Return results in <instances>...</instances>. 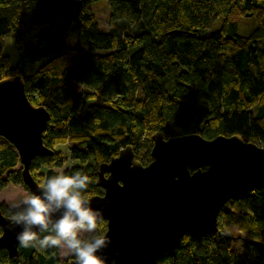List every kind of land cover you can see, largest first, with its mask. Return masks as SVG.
<instances>
[{"label": "trees", "instance_id": "obj_1", "mask_svg": "<svg viewBox=\"0 0 264 264\" xmlns=\"http://www.w3.org/2000/svg\"><path fill=\"white\" fill-rule=\"evenodd\" d=\"M95 1L0 0V79L21 75L31 102L51 115L43 139L54 153L31 163L40 184L80 172L91 181L84 198L103 194L96 184L100 164L128 146L149 163L158 132H196L207 139L238 134L264 147V0H109L108 31L100 28ZM220 17L222 27L202 36ZM253 22L249 34L238 33L240 24ZM10 33L19 49L15 66L2 51ZM66 144L73 165L59 172L69 157L58 146ZM11 185L29 191L19 154L5 139L0 198ZM8 202L0 199V208L11 216ZM229 202L239 213L222 209L225 227L264 235L263 187ZM225 227L186 234L156 264H264L262 242L250 241L243 254ZM106 230L103 219L97 231ZM66 254L34 244L19 246L13 259L1 250L0 262L67 264Z\"/></svg>", "mask_w": 264, "mask_h": 264}, {"label": "water", "instance_id": "obj_2", "mask_svg": "<svg viewBox=\"0 0 264 264\" xmlns=\"http://www.w3.org/2000/svg\"><path fill=\"white\" fill-rule=\"evenodd\" d=\"M50 118L44 105L31 102L21 75L0 79V136L16 148L31 194L40 195L43 187L32 175L33 159L54 153L43 139ZM151 156L143 164L131 146L122 148L97 170L103 194L85 197L107 220L103 235L111 244L98 253L107 264H156L186 234L217 233L220 212L236 194L264 188V147L238 134L207 139L196 132H158ZM9 220L0 208V251L15 258L21 228L9 230Z\"/></svg>", "mask_w": 264, "mask_h": 264}, {"label": "clouds", "instance_id": "obj_3", "mask_svg": "<svg viewBox=\"0 0 264 264\" xmlns=\"http://www.w3.org/2000/svg\"><path fill=\"white\" fill-rule=\"evenodd\" d=\"M90 182L80 172L57 174L45 181L40 195L31 194L13 204L9 230L21 228L16 233L19 246L61 248L75 257V264H107V258L98 255L111 244L97 231L103 210L93 209L83 195Z\"/></svg>", "mask_w": 264, "mask_h": 264}, {"label": "rangeland", "instance_id": "obj_4", "mask_svg": "<svg viewBox=\"0 0 264 264\" xmlns=\"http://www.w3.org/2000/svg\"><path fill=\"white\" fill-rule=\"evenodd\" d=\"M92 9L96 13L99 23H100V28L103 31H108V19L111 14V6H110V1L109 0H97L92 4ZM223 24V19L222 17L218 18L212 27H210L208 30L202 32V36H207L209 33L214 32L216 30H219L222 27ZM255 27V23H242L239 25V29L237 30L238 33L240 34H249L252 29ZM67 44L72 45L73 44V38L69 34L67 36ZM2 51L4 54H7L11 58L12 65H16L18 61V56H19V49L18 45L15 40L14 33H10L6 35L3 39V45H2ZM177 134V133H176ZM5 140L3 137H0V142ZM70 144L66 145H59L58 148L64 149L66 157H69V148ZM69 151V152H68ZM73 165L72 159L69 157L68 160H66V163L64 164L63 168H57L56 170L61 172L66 168H70ZM7 195L4 198L0 199H7L9 201L8 203L10 205L13 204H20L22 200L28 196L31 195L29 191H26L23 187L21 186H16L13 187L12 185L10 188L5 192ZM224 210L226 211H233L235 213H239V210L235 208V205L232 202H228L226 206L224 207ZM226 219L225 218H220L219 222L222 224L223 227L226 226ZM229 235L231 236V244L234 248L238 249L240 252L245 254L246 252V246L247 244L250 243V241H259L264 244V235L258 234H252L248 231H245L240 228V226L234 224L231 226L225 227ZM65 257V256H64ZM67 259H72V255L66 254L65 259L62 261L64 263L67 262Z\"/></svg>", "mask_w": 264, "mask_h": 264}, {"label": "flooded vegetation", "instance_id": "obj_5", "mask_svg": "<svg viewBox=\"0 0 264 264\" xmlns=\"http://www.w3.org/2000/svg\"><path fill=\"white\" fill-rule=\"evenodd\" d=\"M5 215H6V214H5ZM7 216H9V215H7ZM0 228H1V227H0ZM1 233H2V229H1ZM1 233H0V234H1ZM3 249H5V248H3ZM3 249H2V250H3ZM7 252H8V251H7ZM8 255H9V254H8ZM9 257H10V256H9ZM10 258H11V257H10ZM11 259H13V258H11Z\"/></svg>", "mask_w": 264, "mask_h": 264}]
</instances>
